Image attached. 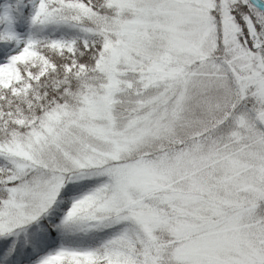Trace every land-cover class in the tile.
Segmentation results:
<instances>
[{
	"label": "snow or ice",
	"instance_id": "1",
	"mask_svg": "<svg viewBox=\"0 0 264 264\" xmlns=\"http://www.w3.org/2000/svg\"><path fill=\"white\" fill-rule=\"evenodd\" d=\"M0 264H264V0H0Z\"/></svg>",
	"mask_w": 264,
	"mask_h": 264
}]
</instances>
